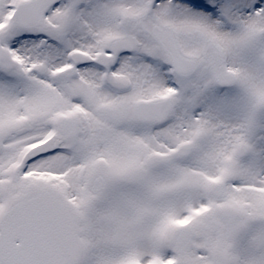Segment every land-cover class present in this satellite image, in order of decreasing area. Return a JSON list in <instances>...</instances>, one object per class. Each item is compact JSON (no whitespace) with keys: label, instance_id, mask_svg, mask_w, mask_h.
Returning <instances> with one entry per match:
<instances>
[{"label":"snow or ice","instance_id":"6c2138e0","mask_svg":"<svg viewBox=\"0 0 264 264\" xmlns=\"http://www.w3.org/2000/svg\"><path fill=\"white\" fill-rule=\"evenodd\" d=\"M0 264H264V0H0Z\"/></svg>","mask_w":264,"mask_h":264}]
</instances>
